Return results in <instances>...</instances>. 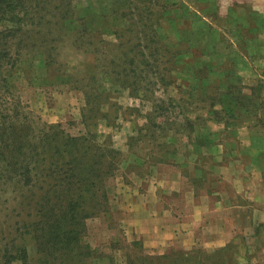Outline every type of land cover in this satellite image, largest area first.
<instances>
[{"label": "trees", "instance_id": "1", "mask_svg": "<svg viewBox=\"0 0 264 264\" xmlns=\"http://www.w3.org/2000/svg\"><path fill=\"white\" fill-rule=\"evenodd\" d=\"M84 1L0 0V87L9 85L11 68L16 64V59L12 60L10 55L12 46L13 53L18 56L22 42L28 37H35L39 56L48 66L52 57L47 50L51 51L57 40L62 43L69 40L73 47L84 48V52L94 54V74L75 80L80 83H75V87L81 90L84 98L83 122L90 126L93 119L104 117L105 112L101 108L121 90L127 91L133 98L146 99L154 109L166 112L172 105V99L160 100L156 93L175 85L174 73H180L186 67L190 71L189 76L196 78L195 103L199 106L195 111L199 114L194 118L182 114V105L179 106L181 114H176L171 120L164 116L163 124L170 125L169 129L175 128L172 133H164L161 124L155 122L158 116L148 114L145 133L139 129L138 136L133 138L149 140L162 148L170 145L176 135L186 137L192 143L197 133L195 126L206 125L202 120L198 125L197 120L203 115H209L206 119L208 123H224L228 127L233 120L232 111L237 108L246 116H252L255 120L253 126L260 131L248 138L249 156L252 166L262 169L264 178V146L260 145L262 142L264 145V108L259 99L264 88L261 78L264 77V46L260 54H257L260 47L250 51L251 55L258 56L261 67H258L255 84L249 87V99L243 100L238 83L230 80L227 72L235 71L236 64L210 61L202 62L195 68L194 64L182 63L186 54L181 52L182 41L169 40L158 23L159 19L148 16L150 12L151 16L156 14L152 11L153 5L149 11L146 3L125 0L129 11L122 14L130 15L135 9L139 13L142 9L144 15L141 22H133L137 26L134 28L128 26L130 21L121 27L114 23L107 31L100 25L96 26L99 29L93 28L94 14L79 9ZM163 16L166 17L165 14ZM117 18L118 15L114 14L113 19ZM150 19L152 22L148 23ZM165 19L169 23L172 20L171 17ZM68 22L75 23L69 30L66 28ZM126 31L134 39L130 44L122 42ZM102 33L111 37L103 38ZM192 41L188 42L192 45L188 47L187 54L194 57L197 56V47H193L196 43ZM247 42L245 39L244 46L236 48V54L238 50L244 55L249 53L246 50L252 46ZM84 80L86 83L81 82ZM106 144L105 138L99 139L98 134L90 130L72 136L62 132L58 125L32 129L15 112L10 116L2 115L0 186L3 190H0L8 191V198L15 204L10 203L11 210L2 214L8 219L0 221V264H99L102 255L107 264H115L112 256L98 252L83 240L85 219L99 215L107 207L106 182L116 170L119 152ZM173 151L171 154H177ZM155 161L163 162L164 159L156 158ZM8 198H4L7 204ZM7 204L1 203L5 207H8ZM10 217L13 221L9 220ZM229 245L212 252L194 248L170 250L160 255L143 253L141 246L135 242L121 247L136 250L135 253H125V264H189L191 259L193 264H206L204 260L210 261Z\"/></svg>", "mask_w": 264, "mask_h": 264}, {"label": "rangeland", "instance_id": "2", "mask_svg": "<svg viewBox=\"0 0 264 264\" xmlns=\"http://www.w3.org/2000/svg\"><path fill=\"white\" fill-rule=\"evenodd\" d=\"M137 1L146 3L149 11L153 5L152 11L156 14L151 16L150 12L147 13L148 16L159 19L158 23L162 25L164 32L166 31L169 40L172 42L182 41L181 52L186 54L189 52L188 47L192 45L188 43L190 40L196 43V46L193 47H197L195 49L197 56L191 57L184 54L182 63L194 64L195 68L202 62L210 63V61L216 63L226 61L232 65L236 64L235 71H227L229 79L238 83L241 98L249 99V87L255 84V78L259 73L258 67H261L260 61L257 59L258 56L251 55L250 51L260 47L257 52L260 54L264 46V0ZM81 4V7L79 5V9H82L81 12L94 14L92 18L94 29H99L96 26L100 25L108 31L114 23L121 27L128 21H130L128 26L134 28L137 26L133 22H141V16L144 15L142 9L139 13L138 9H135L130 15H123L129 11L126 8L125 0H86ZM113 12L118 15L116 20L113 19ZM163 14L166 17H171L173 22L171 20L169 23L168 19L166 21ZM149 22H152L151 19ZM74 24V22H68L66 28L69 30ZM102 34L103 38L111 37L106 33ZM245 39L246 42L250 39L247 44L252 48L246 50L249 53L245 55L240 50L236 54V48L241 49ZM133 40L126 31L122 42L130 44V41ZM53 46L51 51L47 50V53L50 52L52 57L48 66L39 56L38 41L35 37H28L22 42V49L18 56L13 53V46L11 47V59H16V64L11 68V75L8 78L9 85L0 87V118L2 115L10 116L15 112L19 114L20 118H23L25 124L29 123L32 129L58 125L62 132L72 136H78L90 130V132L97 133L99 139L105 138L106 145L118 150L116 170L107 179L105 187L107 207L99 215L85 219L86 234L83 240L91 248H96L98 252L112 256L115 264H125V253L136 252L134 248L121 247L130 242L139 244L143 253L152 255L164 254L170 250H186L178 242L166 248L144 244L142 237L137 233L138 225L135 222L141 223L145 230H151L147 219L148 212L152 216L158 211L161 212V209H157L154 205V195H157L156 193H159L160 197L163 195L160 193L161 189L171 186L168 182L176 175V172L182 170L187 180L193 178L190 176L194 173L192 172L194 163L209 169L215 163L221 165L227 163L224 159L227 156H232L230 159L240 169L253 164L252 158L249 156L251 150L248 138L254 136L256 131L258 134L260 132L253 126L254 118L248 117L240 109L234 108L232 111L233 120L226 127L224 123L223 125L208 123L209 121L206 119L209 115H203L200 120H197L198 125L201 120L206 125L204 127L202 125L195 126L197 133L194 142L190 143L186 137L176 135V139L169 141L170 145L166 148L149 140L133 138L138 136L139 129L145 133L146 125L144 124L148 114L158 116L155 122L161 124L164 133H172V130L175 129L174 127L169 129L170 125L167 123L163 124L164 116L171 120L176 114H181L179 106L183 105L182 114H188L191 118L199 114L198 111H195L199 106V103H195L196 78L190 77V71L184 67L180 73H174L176 76L175 85L169 86L163 91L158 90L156 93V97L160 100L172 99V105L166 112L163 111L164 109H154L151 102L146 99L133 98L127 91L121 90L112 95L109 103L101 108L105 112L104 117L93 119L90 121L93 124L86 126L83 122L84 98L81 90L75 87V83L80 85L75 80L86 79L94 74V54L90 51L84 52L86 50L84 48L73 47L69 40L63 41V43L57 40ZM261 78L264 81V77ZM81 82L86 83L85 80ZM96 85L98 84H94V86ZM259 99L264 108V88ZM161 114L163 116H159ZM260 145L264 146L263 142ZM173 149L175 150L173 152L177 154H171ZM212 153L218 154L221 161H214ZM156 158H162L164 161L157 162ZM197 160L198 162H196ZM211 168L210 170H212ZM202 170V177H196L195 181L198 182L201 189L208 182L205 176L207 171L203 168ZM206 174L208 180L209 178L212 180L214 177V175L209 177L208 173ZM183 181L185 182V180ZM0 189L3 190V187L0 186ZM1 190L0 221H3L8 218L2 214L9 212L11 204L15 203L8 198V191ZM5 196L9 199V204L5 202ZM181 197L182 195L176 197L171 193L166 194V199L171 207L178 205L180 203L178 199ZM1 203L7 204L8 207ZM252 211L253 209L248 207L237 209L238 224H244L246 220H257L258 217ZM9 220L13 221L11 217ZM261 234L264 235L263 225L256 226L253 233L249 234L246 231L245 234H237L224 252L216 254V257L210 261L204 260V263L258 264L264 258L260 248L264 242V237ZM112 245L119 248H114ZM194 248L206 251L200 245L192 246L190 249ZM100 261L99 264H107L104 255L101 256ZM189 264H193L192 259Z\"/></svg>", "mask_w": 264, "mask_h": 264}, {"label": "crops", "instance_id": "3", "mask_svg": "<svg viewBox=\"0 0 264 264\" xmlns=\"http://www.w3.org/2000/svg\"><path fill=\"white\" fill-rule=\"evenodd\" d=\"M213 156L214 161H221L218 154ZM231 157L227 156L224 159L227 163L223 165H211L212 170L194 163V173L190 176L193 178H188L189 180L182 170L176 172L168 182L171 186H163V190L161 189L160 193L163 195H154V205L157 209L160 208L161 212L153 213V216L148 212L147 219L151 230H145L141 223L135 222L138 225L137 233L142 237L144 244L166 248L178 242L186 250L200 245L207 252H212L231 244L237 234H245L246 231L250 234L255 231L256 226H264L262 169L252 164L240 169L232 162ZM202 168L207 171L209 177L214 175L212 180H208L205 173L208 182L203 189L195 182L196 177H202ZM167 193L176 197L182 195V199H178L180 203L171 207L166 199ZM244 207L252 208L258 219L238 224L236 210ZM261 236L264 237L262 234ZM260 248L264 256V242ZM258 264H264V258Z\"/></svg>", "mask_w": 264, "mask_h": 264}]
</instances>
